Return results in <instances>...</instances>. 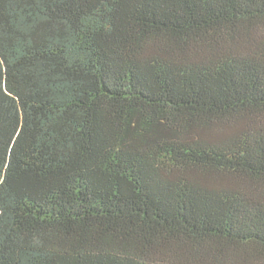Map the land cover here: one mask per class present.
<instances>
[{
	"label": "trees",
	"instance_id": "16d2710c",
	"mask_svg": "<svg viewBox=\"0 0 264 264\" xmlns=\"http://www.w3.org/2000/svg\"><path fill=\"white\" fill-rule=\"evenodd\" d=\"M0 264H264V0H0Z\"/></svg>",
	"mask_w": 264,
	"mask_h": 264
}]
</instances>
